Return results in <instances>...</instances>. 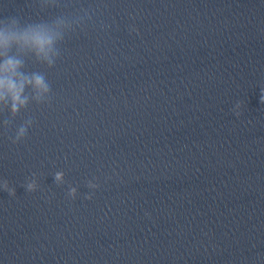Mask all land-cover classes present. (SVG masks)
Returning a JSON list of instances; mask_svg holds the SVG:
<instances>
[{"label": "clouds", "instance_id": "9594fccd", "mask_svg": "<svg viewBox=\"0 0 264 264\" xmlns=\"http://www.w3.org/2000/svg\"><path fill=\"white\" fill-rule=\"evenodd\" d=\"M6 27L0 29V56L3 62L0 63V101L5 99L11 100V111L13 114L17 113L21 106L27 104V97L24 96V89L26 85H31L37 93H46L50 91L49 85L40 74H33L31 77L22 74L19 69L22 66V61L16 56H9L8 52L16 46L19 51H31L37 57L43 58L52 66L54 64L53 57L59 55L55 44L58 39H62V34L44 24H28L27 27L20 29L19 19L17 17L5 18L3 21ZM59 24L57 25V27ZM261 102L264 103V92L261 95ZM240 104H237L239 107ZM237 115L239 113L237 112ZM31 124L29 120L27 122ZM27 132V126L22 125L16 134L14 143L24 137ZM57 181L62 179V173L56 174ZM96 187V185H90ZM35 184L29 183L27 190L29 192L35 191ZM3 189L9 195H15V189L10 188L8 182L3 183ZM75 189L72 190L74 195ZM91 199V196L87 197Z\"/></svg>", "mask_w": 264, "mask_h": 264}]
</instances>
